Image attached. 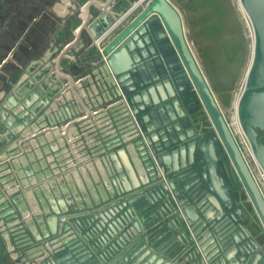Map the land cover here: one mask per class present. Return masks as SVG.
<instances>
[{
	"label": "water",
	"instance_id": "water-1",
	"mask_svg": "<svg viewBox=\"0 0 264 264\" xmlns=\"http://www.w3.org/2000/svg\"><path fill=\"white\" fill-rule=\"evenodd\" d=\"M141 1L128 0L119 11L113 8L114 0L99 1L102 4L101 13L92 22L91 29L98 26L92 36L93 44L111 34L102 48L101 68L108 69L107 80L115 90V97L120 98L121 118L124 117L126 128H129L126 130L128 135L119 136L117 142L118 145L137 142L141 152L138 156L148 173V186L139 173H135L129 153L120 146L119 151L122 150L123 155L120 152L116 155L121 169L130 176V187H135L131 176L137 175L138 184L145 185H142L144 191L122 198L131 188L121 184L115 189L116 197L108 190L111 202L102 208L92 213L69 216L72 227L69 229L67 225L63 232L58 233H69L71 230L75 247L63 253L47 252L40 264H210L204 244L207 237L214 246L224 249L225 260L234 258L238 261L236 264H264V244L250 237L242 206L234 202L232 184L220 174L219 160L226 156L234 167L240 178L237 187L246 194L263 230L264 199L189 47L183 18L169 0H147L143 9L130 18ZM59 3L56 2L55 9ZM91 3L88 1L83 5L81 24L75 35L82 28L86 30ZM239 3L251 24L253 46L236 116L242 134L264 169V146L261 138L257 139L255 130L264 129V0H239ZM132 6L135 7L130 13ZM125 14L129 15L125 17ZM117 22L116 26H111ZM18 43L9 49L3 63L13 57ZM73 44L74 41L65 45L52 61L56 75L69 82L71 78L61 71V62ZM26 76L25 73L19 81ZM19 81L0 104V123L5 129V136L13 135L17 142L25 144L30 141L29 148L34 144L33 148L37 150V136L27 137L26 141L21 136L23 129L29 131L26 126L38 113L37 105L30 108V114L27 110L19 114L14 112L20 103L29 107L39 93L34 91L31 99L26 97L17 101L14 95L16 91L19 95L23 83ZM78 83L68 84L63 95H76ZM6 92L0 86V95ZM63 95L56 98L52 105L56 102L62 104ZM40 100L42 106L39 108L49 103L43 96ZM199 107L204 109L209 119L208 127L198 122ZM62 108L67 115H71L66 104ZM53 116L47 125H32V133L37 135L44 128L53 131L51 128L60 123ZM51 146L55 147L54 142ZM20 173L17 172L18 175ZM22 173L32 177L33 171L26 166ZM27 182L24 181V185L27 186ZM113 183L116 185L115 180ZM3 214L17 217L12 208L6 209ZM223 216L226 217L221 221ZM224 228L229 230L226 232ZM48 230L51 236L57 233L51 227ZM22 238L28 236L23 235ZM58 240L52 244L60 243ZM231 245L234 247L228 251ZM261 245L263 252L258 251ZM200 254L207 259L203 261Z\"/></svg>",
	"mask_w": 264,
	"mask_h": 264
},
{
	"label": "crops",
	"instance_id": "crops-1",
	"mask_svg": "<svg viewBox=\"0 0 264 264\" xmlns=\"http://www.w3.org/2000/svg\"><path fill=\"white\" fill-rule=\"evenodd\" d=\"M70 1L61 0L60 4L67 7ZM99 1L103 3L105 0H92L86 30L82 28L76 35L73 31V35L70 34L68 39L63 38L65 37L63 35L58 49H49L44 53L52 54L51 57L54 59L65 45L74 41L67 51V56L61 62V71L72 79V81L70 79L71 83L68 79L56 75L54 63H52V69L48 67L46 70H41L36 76L43 93L54 97L51 98L52 100L48 99L49 103L63 95L69 87L68 84L79 81L75 89L77 94L63 95L64 101H61L63 105H67L71 115H67L68 113L62 108L63 105L56 102V110L53 109L56 105L54 104L53 108H48L49 111L43 114V117L46 115L51 117L54 114V118L60 121L57 126L51 128L54 129L53 131H47L44 128L37 135H34L30 128L29 131L26 129L21 131L24 141L27 137L37 136L35 138L38 144L37 150L33 148V141V146L29 148L30 141L28 144L17 142L13 135L5 136V131L0 132V215H2L0 218V264H40L42 258L48 255L47 252L63 253L75 247L72 244L74 234H70L71 230L69 233H58L63 232L67 225L69 229L72 227L69 216L92 213L102 208L111 202V195L107 196L108 190L115 196V189L121 184L131 188L129 193L121 196L122 198L144 191L142 187L144 183L148 186V173L138 156L141 152L140 147L136 146L137 142H122L121 145L117 142L119 136L128 135L126 130L129 128H126L127 123L124 122V117L121 118L123 111L119 109L120 98L115 97V90L107 80L108 69L106 71L101 68L103 63L98 53L102 54V49L93 44L92 36L98 26H93L94 29H91V26L101 13L102 4ZM127 1L114 0L113 8L119 11ZM80 24L81 22L78 21L75 31ZM13 45L11 44L10 48ZM4 58L3 56L2 60ZM70 62L74 63L73 67L70 66ZM23 72L29 76L32 74L30 69H24ZM29 76L24 77L22 81L18 80L19 83L23 82L20 88L22 92L28 91L26 79ZM15 83L12 82V84ZM54 91H61V94L53 93ZM201 112L200 109L198 114ZM201 115L204 118L206 116L202 113ZM118 118H121V122ZM44 123L47 125L46 122ZM206 125L209 126V121H206ZM111 130L115 132H110ZM106 133L108 135L104 138L103 135ZM52 142L55 144L54 148L51 146ZM120 146L129 153L130 162L135 173H139L143 184L139 185L138 176L133 175L131 179L135 187H130V176L121 169L116 155L117 152L123 155L122 150L119 151ZM26 166L32 168V177H26L22 173ZM19 171H21L20 175L17 174ZM113 180L116 181V185ZM24 181H28L27 186L24 185ZM8 208H12L17 217L11 214L4 215ZM242 213L245 214L243 217L247 216L246 209ZM61 218L64 221L60 220ZM48 227L57 233L51 236ZM228 230L229 228L226 232ZM23 235L28 238H22ZM59 238L63 240H58ZM28 239L29 242H27ZM56 240L61 242L52 244ZM204 244L207 247L206 255L210 264L238 263L234 258L231 261L223 259L224 249L221 246H214L209 242L208 237L205 238ZM25 245L28 246L24 248ZM55 246L58 247L55 248ZM228 247L230 248L228 251H232L231 248L234 245ZM258 251L263 252L262 245L259 246ZM200 255L203 261L207 259ZM206 264L209 263L206 262Z\"/></svg>",
	"mask_w": 264,
	"mask_h": 264
},
{
	"label": "rangeland",
	"instance_id": "rangeland-1",
	"mask_svg": "<svg viewBox=\"0 0 264 264\" xmlns=\"http://www.w3.org/2000/svg\"><path fill=\"white\" fill-rule=\"evenodd\" d=\"M146 1L140 2L130 18L143 9ZM169 1L183 18L189 47L215 96L226 123L229 125L230 130L234 131L236 139L242 143L244 141L243 134H241L242 132L237 133V128H235L234 102L242 92L243 79L246 75L244 70L247 72L252 53L253 32L249 20L244 16L245 14L242 12L238 0ZM9 4V0H0V11L7 9ZM62 6L67 10L65 5ZM52 10L54 15L48 12V9L44 10V24L37 23L36 28L31 29V38L35 42H40L42 36L46 40L49 39L51 37L49 34L54 28L52 24L55 23L64 25L66 35L63 38L65 39H68L66 36L70 34V30L75 31L72 28L73 23L68 17L65 18V16L61 17L56 14L55 5H53ZM56 16H59V18ZM42 29L45 34L41 36L43 34ZM3 37L6 38L5 35ZM1 43L2 37L0 36V59L5 51L4 48H1ZM19 54V52L16 54V60L10 58L5 62L6 64L3 63V60L0 61V86L5 90L9 82L13 80V83L18 82L25 74L22 71L25 69L24 65L27 59L24 58V61L19 62L21 59ZM42 56H44V52L40 53V57ZM9 90L10 88L6 90L7 93ZM200 109L201 113L206 115L204 109L202 107ZM201 113L198 114V122L205 125L207 115L204 118Z\"/></svg>",
	"mask_w": 264,
	"mask_h": 264
},
{
	"label": "flooded vegetation",
	"instance_id": "flooded-vegetation-1",
	"mask_svg": "<svg viewBox=\"0 0 264 264\" xmlns=\"http://www.w3.org/2000/svg\"><path fill=\"white\" fill-rule=\"evenodd\" d=\"M9 1H10L9 7L5 10L0 11V36L2 37L1 48L5 49V51L2 55V58H3V56L5 57L6 54L8 53L7 50L10 49L11 44L15 45V43L17 41H19V43L15 46V53H14L12 59L16 60V57H17L16 54L19 52L20 53L19 55L21 56L20 61L24 60V58L27 59L25 65H24L25 70L30 69V71H31L30 73H32V74H31V76H29L27 74V76H29L26 79V85H27L28 91L22 92L23 90L21 89L22 91L19 93V95H17L18 92L16 91L15 92L16 95H14V97H15V99H17V101L20 102L21 99H24L26 97L28 99H31L30 95L34 91L38 92L39 96L38 97L35 96V98H33V101L31 103H29V105H28L29 107H25L20 103L17 107H15L14 113L19 114V113H22L23 110H27L28 114H30V113H32L30 111V108L34 107V105H37L36 107H38V109H37L38 113L33 115V118L29 121L28 126H26L27 128H31V126L34 124H38V126H39V124H41V123L42 124H44V122L47 123V121L51 117L48 115L43 117V114H45L46 111H49L48 108H53V106H54V105H52L53 101H51L46 106L39 108L42 106V103L40 100V98H42V96L44 98H47V100L48 99L52 100L51 98H54L53 95L49 96V94L43 93V91L41 89L42 86H41V84H39L38 79L36 78V76L39 75V72H41V70H46V68H48V67L51 69L53 68V64H52L53 63L52 62L53 57H51L52 54L51 53H50L51 55L44 54V56L40 57V53L41 52L45 53V51L49 50V49L55 50L61 43L60 38L63 35L65 36L66 32H65L63 24L55 23V24H52L54 26V28H52V31L49 34V36H51V37L49 39H47L48 41L45 39L44 36H42L45 34V32L43 30L44 28L42 29L43 34H41L42 37H41L40 42H35L31 38V29H35L37 23L44 24V19H45L44 10L48 9V12L53 14L54 9L52 10V7H53V5L56 4L57 1L60 2V0H9ZM88 1H92V0H84L83 2H82V0H71L70 4L67 5V14H65L64 16H65V18L68 17L70 19L71 23H73L72 28L74 30H76L75 28H76L77 22L78 21L81 22L80 8H82L83 5H85V3ZM68 10H70V12H68ZM79 13H80V15L78 16ZM56 17L59 18V16H56ZM118 28H119V26L116 27L115 29H118ZM70 34L73 35L72 30H70ZM70 34L66 37H69ZM4 35L6 38L3 37ZM110 35L108 36V39H109ZM108 39H106V40H108ZM106 40L104 39V41L101 43V46L99 48H101V49L103 48ZM96 47H98V46H96ZM5 52H7V53H5ZM54 53H56V52H54ZM98 54H99V56L101 55L100 53H98ZM32 56H33V59L31 58ZM2 58L0 59V61L2 60ZM71 61H72V59H71ZM70 66L73 67L74 63L70 62ZM20 73H19V75H20ZM12 82H9V85L7 86V89L10 88V90H9L10 93L12 91V86L14 85V84H12ZM53 93H57V94L60 93L61 94V91L60 92L54 91ZM6 94H7V92H6ZM6 94L0 95V104L4 99H6ZM53 109H55V107ZM1 130L5 131V129L3 128V126L0 123V131ZM255 130L257 132V139L261 138V143L264 146V129L259 130L258 128H255ZM233 137L235 139V143L237 144L239 152L243 158V161L245 162V164H246V166H247V168L251 174L252 179L255 180V182L259 188L260 194H261L262 198L264 199V189H263L264 188V169L260 166V163L258 162L257 158L255 157L253 150H252L249 142L246 140V138L244 137L245 138L244 143L243 142L240 143L236 139L234 134H233ZM220 152L223 153L221 148H220ZM219 171H220V174L223 176V179H227L232 184V187L234 189V190H232L234 202L237 205H241L244 209H246L247 213H249V215H250L249 219L247 216L244 217L246 220L245 226L247 228V231H248L250 237L255 242H257L259 244H264V230L261 226V223L258 219V216H257L253 206L251 205V203L247 199L246 194L242 193L241 192L242 189H239L237 187V184H238L240 178H239L238 174L236 173L232 164L229 162V160L226 159V156L222 157L219 160ZM243 208H242V210H244ZM243 215H245V214H243ZM225 217L226 216H223V218H221V221L223 219H225ZM223 224H226V220L223 222ZM221 225H222V223H221ZM260 230L262 231V233Z\"/></svg>",
	"mask_w": 264,
	"mask_h": 264
},
{
	"label": "bare ground",
	"instance_id": "bare-ground-1",
	"mask_svg": "<svg viewBox=\"0 0 264 264\" xmlns=\"http://www.w3.org/2000/svg\"><path fill=\"white\" fill-rule=\"evenodd\" d=\"M140 3V2H139ZM238 3H239V0H238ZM237 3V4H238ZM239 6H240V3H239ZM133 7H135V6H132V7H130V9H129V12L131 13V11H132V8ZM240 8H241V10H242V12L245 14V12L243 11V9H242V7L240 6ZM56 14L57 15H59V16H61V17H63L65 14H67V10L65 9V7H63L60 3L59 4H57V6H56ZM129 13V14H130ZM128 14V15H129ZM127 14H125V17H127L128 16ZM124 16V15H123ZM244 16H246V14L244 15ZM247 17V16H246ZM248 19V18H247ZM249 20V19H248ZM249 22V21H248ZM247 22V23H248ZM116 24H118V22L117 23H113L111 26L112 27H114V26H116ZM249 24H250V22H249ZM251 25V24H250ZM251 30V29H250ZM252 33V32H251ZM109 34V33H108ZM104 37V36H103ZM252 37V36H251ZM97 43V42H96ZM250 60H251V58H250ZM245 72H244V74L246 73V70H244ZM245 78H246V75H245ZM245 78L243 79V87H244V84H245ZM18 95V94H17ZM239 96L240 95H238V98L236 97V99H235V106H234V109H235V115H236V107H237V102H238V99H239ZM236 118V124H235V128H237V130H236V132L238 133L239 132V134L241 133V128H240V126H239V124H238V120H237V116L235 117ZM206 119H207V121H209V119L206 117ZM227 119V118H226ZM234 132V131H233ZM232 132V133H233ZM234 134V133H233ZM242 134V133H241ZM243 143L245 142V138H244V135H243ZM248 144V143H247ZM253 156V155H252ZM254 159V158H253ZM255 160V159H254ZM261 166V165H260ZM259 168V167H258ZM264 189V188H263ZM247 217H248V219L250 218V215H249V213H247Z\"/></svg>",
	"mask_w": 264,
	"mask_h": 264
},
{
	"label": "built area",
	"instance_id": "built-area-1",
	"mask_svg": "<svg viewBox=\"0 0 264 264\" xmlns=\"http://www.w3.org/2000/svg\"><path fill=\"white\" fill-rule=\"evenodd\" d=\"M108 36H109V35H106V36H104L103 38L97 40V41H96L97 43L95 42V44H96L98 47H100V45H101V43L104 41V39H105V40L108 39ZM160 171H161V169H160Z\"/></svg>",
	"mask_w": 264,
	"mask_h": 264
}]
</instances>
